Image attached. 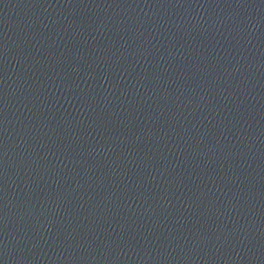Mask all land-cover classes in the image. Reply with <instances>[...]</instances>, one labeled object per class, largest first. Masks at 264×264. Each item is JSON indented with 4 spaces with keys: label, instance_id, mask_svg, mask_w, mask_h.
<instances>
[{
    "label": "water",
    "instance_id": "1",
    "mask_svg": "<svg viewBox=\"0 0 264 264\" xmlns=\"http://www.w3.org/2000/svg\"><path fill=\"white\" fill-rule=\"evenodd\" d=\"M163 0H0V264H122Z\"/></svg>",
    "mask_w": 264,
    "mask_h": 264
}]
</instances>
